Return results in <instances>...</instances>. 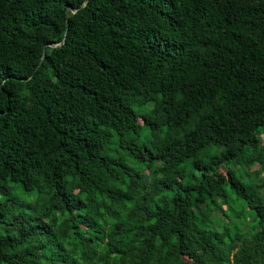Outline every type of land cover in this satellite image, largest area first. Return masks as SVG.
Instances as JSON below:
<instances>
[{
    "label": "trees",
    "instance_id": "obj_1",
    "mask_svg": "<svg viewBox=\"0 0 264 264\" xmlns=\"http://www.w3.org/2000/svg\"><path fill=\"white\" fill-rule=\"evenodd\" d=\"M84 2L0 0V264H264V0Z\"/></svg>",
    "mask_w": 264,
    "mask_h": 264
},
{
    "label": "water",
    "instance_id": "obj_2",
    "mask_svg": "<svg viewBox=\"0 0 264 264\" xmlns=\"http://www.w3.org/2000/svg\"><path fill=\"white\" fill-rule=\"evenodd\" d=\"M87 2H88V0H85V2L82 5V7H84L87 4ZM69 12L75 13L76 11L69 7V8L66 9V16H68ZM63 42H64V40L60 44H58V45H50V46L51 47H58V46H61L63 44ZM44 51H45V47H44ZM43 58H44V54H43L42 59Z\"/></svg>",
    "mask_w": 264,
    "mask_h": 264
}]
</instances>
